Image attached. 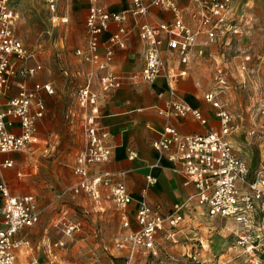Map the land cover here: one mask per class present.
<instances>
[{
  "label": "built area",
  "instance_id": "built-area-1",
  "mask_svg": "<svg viewBox=\"0 0 264 264\" xmlns=\"http://www.w3.org/2000/svg\"><path fill=\"white\" fill-rule=\"evenodd\" d=\"M58 1L43 0L51 21L68 23V16L57 11ZM191 3L192 8L188 12L194 22L192 27L183 21L185 10L176 0H130L129 7L121 11H107L98 0H89L85 19L87 41L75 51L77 56L92 67L86 74L85 83L76 92L77 103L82 112L85 145L73 166L77 180L71 191L73 194L84 193L93 200H100L101 188L106 189V197L115 204L121 226L125 229V233L115 240V245L124 251L126 264H133L140 252L154 254L158 232L162 231L167 239L174 240L176 228L182 219L179 210L192 203L203 207L209 216L232 220L236 224L237 244L242 248L247 264H264V235L254 230L257 206L264 208V167L256 170L254 179H247L251 168L233 149L231 136L234 123L221 97L223 89L228 85L222 71L218 70L215 74V88L203 95V99L215 109L218 129L182 134L176 127L166 125L159 137L152 142L153 149L157 153H167L168 158L178 165L177 171L184 176L186 182L194 184V194L188 196L183 203L176 204L171 212L161 215L157 206L140 201L134 212L138 227L131 229L127 212L132 197L125 184L114 178L123 172L112 174L89 171L90 165L104 163L112 154V146L105 140L106 135L99 123V96L93 88V80L97 81L102 93L122 86L123 77L110 65L115 46L123 47L125 42V23L129 17L137 23L139 18L148 14L151 7L173 14L169 21L138 24L139 38L143 43V66L132 77L146 82H153L164 73L161 58V46L164 43L169 52L176 56L178 63L184 65L190 62L194 48L202 36L203 43L210 45L218 39L238 33L234 14L230 12L232 0H191ZM18 19L19 13L10 5L9 0H0V155L20 151L38 142V123L46 113L42 93L53 92L50 83L35 82L31 88L27 86V78L35 76L41 65L37 62L27 63L32 54L16 32ZM110 22L116 23L117 28L104 43L101 52V35ZM248 59L247 56L244 61ZM241 67L244 69L245 65L242 64ZM185 74L186 69H172L166 73L172 94L175 79ZM13 78L21 81L17 84L16 93L8 96ZM261 107L264 112V102H261ZM159 112L165 115L191 113L201 123H206L198 109L175 98L166 101ZM15 128L18 131H14ZM136 155L134 151H129V158ZM11 166V160L0 161V172ZM146 179L149 184L155 182L150 175ZM243 184H246L245 188ZM0 196L3 200L0 208L3 222V227L0 228V264H15L16 251L29 243L27 240L15 239L14 235L35 225L41 210L34 195H13L5 182L0 184ZM78 229L77 222L63 223V232L67 235ZM199 244L204 249L202 242Z\"/></svg>",
  "mask_w": 264,
  "mask_h": 264
},
{
  "label": "rangeland",
  "instance_id": "rangeland-1",
  "mask_svg": "<svg viewBox=\"0 0 264 264\" xmlns=\"http://www.w3.org/2000/svg\"><path fill=\"white\" fill-rule=\"evenodd\" d=\"M9 2L19 13L16 32L32 54L27 63L41 65L36 75L27 81L49 82L53 88V92L45 96L47 111L38 128V142L5 155L12 158L13 164L0 172V184L5 182L15 194H33L43 208L40 220L26 228L29 233L25 237L32 250L24 253L22 260L17 256L15 264H31L34 259L37 264H48L51 253L58 255L52 264H126L124 251L115 245L123 228L113 201L105 194L100 200H93L84 193L71 191L77 180L73 166L85 145L76 92L92 69L75 53L84 45L85 23L82 19L71 28V23L51 21L43 0ZM64 5L58 1L59 14ZM230 12L234 14L238 33L210 45L197 43L195 49L200 53L193 56V64L183 65H186V74L178 79L193 74L194 83L202 94L204 90L215 88L214 77L218 70L224 73L228 85L221 97L234 123L231 142L235 153L251 168L247 178L251 180L256 170L264 167L261 107L264 102V0H232ZM241 15L249 21L245 25L239 21ZM247 56L249 59L244 61ZM6 171L10 174L6 175ZM0 199L1 208V196ZM192 213L187 218L182 215L178 224L179 229L183 224L193 229L190 252L183 248L185 241L190 240L185 233L180 231L177 241L172 242L161 231L156 236L155 253L140 254L133 264H247L237 244L236 224L232 220L208 216L198 205ZM255 216L254 230L264 235V208L257 206ZM67 221L77 222L79 229L65 234L63 223ZM197 237L205 243V251L200 249ZM48 241L52 243L51 251L45 250L44 243ZM220 255L221 261H229L219 263Z\"/></svg>",
  "mask_w": 264,
  "mask_h": 264
},
{
  "label": "crops",
  "instance_id": "crops-1",
  "mask_svg": "<svg viewBox=\"0 0 264 264\" xmlns=\"http://www.w3.org/2000/svg\"><path fill=\"white\" fill-rule=\"evenodd\" d=\"M176 1L185 10L183 21L185 24L192 27L194 22L190 18L188 12V10L192 8L191 0ZM61 3L65 5L60 14L68 16L69 20L67 24H73L71 28L81 23L82 19L85 23L89 8V0H60V4ZM98 3L107 11H121L129 7L130 0H98ZM77 10L78 13L76 14L75 12ZM172 18L173 14L170 11L162 10L158 7H151L148 14L139 18L137 23L129 17L125 23L127 28L125 42L123 47L115 46L110 65L117 74L123 77L122 86L111 92L102 93L98 89L97 81L95 79L93 80V88L97 91L99 96V123L106 135L105 140L112 146V154L108 161L90 165L89 171L90 173L107 172L112 174L123 172L122 175H118L114 178L121 180L125 184L128 193L132 197V202L129 204L127 212L131 229H136L138 227L134 218V212L140 201H146L152 206H157L160 214L166 215L173 210L176 204L183 203L188 196L194 194L196 190L194 184L186 182L184 176L177 171L178 165L168 158L167 153H157L153 149L152 142L159 137L162 129L166 125H172L182 134H197L205 133L210 130H217L219 126L218 119L215 115V109L210 103L203 99L204 93L209 89L204 90L201 94L194 83L193 74L188 77H181V80L178 79V76L173 83V94L171 93L166 73L168 71L170 72L172 69L176 71L185 69L186 65L183 67V65L178 63L176 56L169 52L166 43L161 46V58L165 67L164 73L153 82H146L132 77V75L138 73L143 66V43L139 38L138 24L144 22L155 24L161 21H169ZM239 21L242 22L243 25L249 22L244 15L240 16ZM116 28L117 24L110 22L108 28L102 33L101 52H103L104 43ZM233 35L234 34H230L224 39L230 38ZM203 39L202 36L199 41L200 45H205ZM86 41L87 31L84 45ZM197 53H200V51L198 52V50L194 48L193 56L197 55ZM193 56L187 64H193ZM20 81L19 78L12 79L8 96H12L16 93L17 84ZM35 82L39 81L36 79L26 80L29 88H31ZM42 96L45 100L46 93L43 92ZM173 98L182 100L193 109H198L206 119V123H201L191 113H186L185 115H178L176 113L170 115L161 114L159 110L165 106L166 101ZM42 119L38 123V128ZM13 130L18 131L16 128ZM131 150L137 154L134 158H129V151ZM7 154H1L0 161L5 159L11 160L13 164L12 158L5 156ZM9 174L10 173L6 171V175ZM147 175L152 176L155 182L149 184L146 179ZM101 193L106 196V189L101 188ZM11 194L24 195L31 193L15 194L11 191ZM37 205L41 210L40 220L43 208L40 207L38 202ZM196 206V204L192 203L191 205L181 207L179 211L187 218L190 214H193V208ZM2 227L3 222L0 215V228ZM180 231H182L181 233H185V236L190 239L185 241V246L183 247L190 252V250L193 249V229L190 228L189 224H183L181 229H179L178 225L175 239L171 240L172 242L177 241ZM28 233V230L24 228L14 235L15 239L27 240L29 243L28 246H23L16 251V258L18 256L20 260L24 257V253H28L32 250L29 239L25 237ZM123 233H125V229H123ZM195 239L199 247V242H202L204 249H200L205 251V243L198 237ZM44 244L45 250L48 251L52 243L48 241ZM56 244L57 243L54 242V245ZM20 252H22V257L19 256ZM146 253L148 252H140L137 256L139 258L140 254ZM221 257L220 255L217 259L219 263L229 261L228 259L221 261L223 258ZM57 258L58 255L56 253H51V255H49L48 264H52ZM211 259L212 258L209 260ZM31 264H37V260H32Z\"/></svg>",
  "mask_w": 264,
  "mask_h": 264
},
{
  "label": "bare ground",
  "instance_id": "bare-ground-1",
  "mask_svg": "<svg viewBox=\"0 0 264 264\" xmlns=\"http://www.w3.org/2000/svg\"><path fill=\"white\" fill-rule=\"evenodd\" d=\"M19 256H21L22 257V252L20 253V255Z\"/></svg>",
  "mask_w": 264,
  "mask_h": 264
}]
</instances>
